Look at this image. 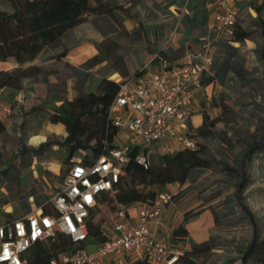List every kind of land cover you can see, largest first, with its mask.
I'll return each instance as SVG.
<instances>
[{"label":"trees","instance_id":"trees-1","mask_svg":"<svg viewBox=\"0 0 264 264\" xmlns=\"http://www.w3.org/2000/svg\"><path fill=\"white\" fill-rule=\"evenodd\" d=\"M10 10L0 8V60L14 59L19 66L6 71H0V86H10L14 89L21 87L22 79L25 76L44 74L42 80L47 84L46 100L52 106L47 119L52 123L60 122L64 125L65 134L60 140L42 141L37 146H27L23 139L20 152L28 150L39 153L42 150L52 149L54 144L64 148L62 157L63 165H68L74 161L80 160L83 163L90 162L96 155L104 149V142H111L114 129L107 124V108L112 96L117 90V81L114 78L103 75L99 78L96 90L89 89L86 92H76L71 98L57 92L59 89L66 90L64 78L58 77L56 83L48 81L47 74L49 68L46 64H28L24 63L34 59L40 52L45 51L46 47L57 42L68 31L82 23L88 15H102L117 25H122L121 14L130 13V8L124 6L117 0H6ZM165 1V6L158 9H152L153 17L160 10H166V15L174 16L175 11L181 10L183 5L187 12L181 16V20H187L188 29L202 26L208 18V9L206 7L190 9L191 0H161ZM176 4L171 9L169 5ZM241 7H251L256 15L253 21L259 28H264V0H250L240 4ZM240 7V8H241ZM174 10V11H173ZM241 10V9H240ZM190 13V14H189ZM135 16V14H134ZM136 20H147L139 19ZM250 35L248 28L237 23L233 35L229 38L231 41L243 42ZM102 41L93 42L97 52L88 57L81 63L82 67H90L103 61H108L109 56L102 48ZM232 50L219 63L213 75L206 76L204 83L208 84L215 78L224 81L225 73L229 70L234 72L241 79L240 68L242 56L235 54L231 58L233 46L229 44ZM105 48V47H104ZM106 49V48H105ZM68 48L65 47L57 52H53L49 58L60 59L66 55ZM104 50V51H103ZM158 52H164L159 49ZM165 53V52H164ZM166 54V53H165ZM64 64H66V61ZM114 62V61H113ZM75 68V66H71ZM111 72L118 71L122 76L129 74L124 58H115ZM203 83V79H202ZM58 89V90H56ZM220 106V114L211 117L205 110L202 111V122L200 125L193 127L190 136L194 140L193 146H184L170 153L162 154L160 163L150 162L147 167L135 161L132 158L125 164V174H123L115 185L114 192H102L98 197V204L90 210L86 220L88 241L99 243L106 238L102 228V222L96 218L99 206L106 203L111 209L115 206V201L131 204L137 201L151 202L155 196L165 191L169 183H178L183 185L189 178L193 169L218 168L223 174L228 176L236 184L234 195L240 199V192L244 182H248L247 164L255 155L264 157V134L258 135L255 132L249 133L248 139L230 137L224 127L217 124L220 121L227 122L235 119L238 110L230 106L222 96L218 99H212ZM57 102V103H56ZM39 104L34 105L32 110L41 108ZM234 128V127H233ZM3 125L0 123V130ZM236 128L233 129L235 134ZM218 138L222 142V155H226L227 148L238 147L237 153H233L234 164L217 158L211 151L210 142ZM243 143H245L243 145ZM66 168V169H67ZM214 182H229L220 179ZM156 185V188L151 186ZM188 186V185H187ZM182 190L171 193V199L174 200ZM221 192L214 194L213 197L220 195ZM211 198L201 200L194 208L187 209L183 212L182 220L171 230L170 238L175 241L187 239L188 248L181 250L177 261L174 264H200L199 258L218 246L217 238L211 232L203 240H195L189 234L187 224L196 220L205 210H211L215 220L218 219L216 211L212 208ZM224 198V197H223ZM222 201L228 203L229 208H233L235 203L231 196H226ZM241 203V200H238ZM232 202V203H231ZM38 205L42 201L37 200ZM245 209V205L241 203ZM47 211L46 206L43 207ZM4 219L13 218L19 215L6 212ZM253 221L255 219L253 218ZM71 243L70 237L63 233L57 232L54 238L33 244L26 253L27 264H50V259L55 257L56 264H70L58 258V253L67 249ZM261 243L252 241L244 250L241 256V262L246 263V257L255 251V246ZM258 256L254 264H264V250H257ZM127 264H148L146 258H139L127 262Z\"/></svg>","mask_w":264,"mask_h":264},{"label":"rangeland","instance_id":"rangeland-1","mask_svg":"<svg viewBox=\"0 0 264 264\" xmlns=\"http://www.w3.org/2000/svg\"><path fill=\"white\" fill-rule=\"evenodd\" d=\"M0 8L10 10L6 0H0ZM240 9L236 17L237 23L250 31V36L240 48L243 50L251 48L253 52L243 56L241 60L239 73L241 81L234 75L233 78H227L226 84L237 81V88L233 89L231 93L235 100L245 104L250 101L251 96H257L264 92V28L257 27L253 21L256 15L253 8L241 7ZM151 10L141 7L133 12L135 17L140 15L153 17L154 14ZM216 10L217 7L210 9L211 17ZM185 12L187 10L183 5L180 11H175L174 16L166 15V10H160L157 11V14L155 13L157 15L155 20H121L123 24L117 26L111 20H106L102 15H98L97 20H91L88 27L68 31L57 42L46 47V54L51 56L53 52L68 45L77 44L80 39L88 38L92 41V44H84L70 51L69 60L75 65H71L69 62L64 64L65 62L54 61L48 65L50 78L54 80L51 83H56L58 77L64 78L66 90H56L68 97L72 93L86 92L89 89L96 90L99 78L103 75L111 78L122 76L118 71L111 72L115 58L125 59L126 73H134L144 64H148L149 67H157L167 62L177 64L186 50L199 48L210 37L209 33L202 39L199 38V35L202 34V26L188 29L187 20H181V16ZM211 17L210 20H212ZM97 40L103 42L102 48L109 59L107 62L103 61L87 70L86 67L81 66V63L91 51L97 52L93 44ZM200 41L203 42L200 43ZM219 41L221 40L218 39L210 44V50L215 46L212 49L214 59L218 56L216 47L219 45ZM236 45V43H231V46ZM159 49H163L166 54L159 53ZM71 66H75V68ZM69 81H71V85ZM47 107L51 108L52 106L48 104ZM206 109L211 115L216 112V108L209 105ZM47 113L49 111L43 107L37 108L35 111L27 108L22 110V117L18 116L19 114H14L11 121L0 130V221L7 217L6 212L21 215L38 207L37 200L46 201L62 184L67 168V164L62 167L63 147L54 144L52 149L42 150L39 153L30 150L24 153L19 151L22 138L30 147L37 146L42 141L62 138V135L56 131L48 130V126H46ZM244 127L243 122L238 119L234 127L236 133H233L235 138L248 139L249 132L245 131ZM34 137H38L39 140L34 141L32 139ZM237 146L227 148L225 151L230 164H234L233 153H237L240 148L239 145ZM169 151L173 152L174 149H168ZM212 152L215 156L218 154L216 147L212 146ZM149 158L152 163L158 164L162 161V153L160 151L159 153L151 152ZM206 173L198 179L199 181L187 182L186 185H166L165 188V191L171 193L182 190V193L169 203L175 212L179 213L196 207L201 200L206 201L212 197L211 209L216 211L218 219L215 220L211 210L206 209L189 226L190 236L197 241L205 239L211 232L217 238L218 246L201 256L199 263L243 264L241 256L244 254V250L252 241H255L261 244L255 246V251L246 257L245 263L254 264L255 258L258 256L257 250H264V172L255 173L254 176L252 172L248 173V182H244L239 194L240 199L234 195L236 184L239 182H234L218 168L206 171ZM220 179L229 182H214V180ZM151 187L156 188L157 186ZM219 192H221L220 195L213 197ZM226 196L233 198L232 201L235 203L233 208H229L228 203L222 201L221 198ZM238 200H241V203L245 205V209L241 207ZM111 211L108 204L102 203L96 218L106 226ZM172 224L175 222H171L169 226ZM167 232L165 241L169 245L181 250L189 247L187 239L173 241L170 238L171 230L168 229ZM95 245L88 244L87 248L93 249Z\"/></svg>","mask_w":264,"mask_h":264},{"label":"built area","instance_id":"built-area-1","mask_svg":"<svg viewBox=\"0 0 264 264\" xmlns=\"http://www.w3.org/2000/svg\"><path fill=\"white\" fill-rule=\"evenodd\" d=\"M247 1L215 0L210 37L199 48L186 50L177 64H144L134 73L114 78L117 90L107 108V124L115 131L111 142L105 141L103 151L90 162L70 163L59 189L38 207L0 221V264H27L29 248L57 232L71 239L68 248L58 253L60 260L70 264H127L139 258H146L148 264L177 261L181 249L169 245L152 228L172 201L171 192H159L151 202L115 201L108 225L102 224L106 238L93 249L87 248L94 243L88 241L86 220L100 194L115 191L132 158L147 167L151 152L170 153L168 149L194 145L192 104L214 62L210 44L233 35L240 4ZM11 109L0 100V120ZM130 205L135 207L134 214ZM56 261L53 257L50 264Z\"/></svg>","mask_w":264,"mask_h":264},{"label":"crops","instance_id":"crops-1","mask_svg":"<svg viewBox=\"0 0 264 264\" xmlns=\"http://www.w3.org/2000/svg\"><path fill=\"white\" fill-rule=\"evenodd\" d=\"M117 1L123 3L124 6L130 8V11H129L130 13L121 14L120 17L122 20H136L133 10L140 9L141 7L149 8V9H158L162 6H165L164 5L165 1L161 2V0H117ZM175 6L176 4L174 3V4L169 5V8L173 9ZM203 7H206L209 12L210 9H213L214 7H216L215 0H191L189 4L190 9L198 10L199 8H203ZM210 17L211 15L210 13H208V18L206 22L202 25L203 27V30L201 32L202 34L199 35V38L201 39L210 33L209 27L212 21L210 20ZM138 18L139 19L148 18L147 20H155V17H142L141 15L138 16ZM105 19L112 20L110 18H105ZM91 20H97V17L94 15H88L82 23L74 26L72 30L82 29L83 27H86V26L88 27L89 24L91 23ZM246 39L247 37L244 39L243 42H239V41L232 42L231 40H229V37L227 36L221 37L220 39L221 41H219L220 43L216 47V49H218V52H217L218 56L214 59L213 65L211 67L212 69L203 75L202 87L196 91L195 97L193 99V104H192L193 112L191 115V121L194 127L201 124L203 110H205L211 117L220 114L221 112L220 106L217 105L215 102L213 103L212 99L213 98L218 99L219 96H222L224 100L230 104L231 107H233L235 110H238V113L236 114L235 119L233 121L227 122L226 125L224 121H220L217 124L219 127L225 126L228 136L235 137V135H233V129H234L233 127H235L236 121L238 119L243 122V126H245L244 127L245 131L249 133L255 132L258 135L264 134V92L257 96H254V95L251 96L250 101L245 104L240 103L237 99L235 100L231 92L233 89L237 88V85H238L237 81L235 82L231 81L232 84H226V80L228 77L233 78L234 75L236 76V74L232 72L231 70L225 73L223 82L215 78L212 82L208 84L204 83L206 76L213 75L219 63L222 62L223 59L228 55V52L232 50L229 44L231 43L237 44L236 46H233L234 53L232 54L231 58L235 57L236 56L235 54H239L243 57L253 52L251 48H248L245 50L240 48L241 45H244V42ZM91 42L92 41L89 40L88 38H84V39H80V41L75 45H68L67 46L68 50H67L66 55L60 59L49 58L50 56L46 54V51H42L34 59L24 63L22 66H26L28 64H46L48 67V65H50V63H52L53 61L57 63H62L63 61H66V62H69V64L71 65H75L73 62H70L69 60L70 51L84 44L85 45L92 44ZM202 42L203 41H200V43ZM214 47L215 46L211 48V52H213L212 49ZM95 53L96 52L91 51L88 54L89 55L88 57L92 56ZM86 59H83L82 61ZM167 64H171V63L167 62ZM18 66L19 64L12 58L6 59V60H0V71L1 70L2 71L12 70ZM42 76H44V74H38L36 76H33V75L25 76L22 79L21 87L18 89H14L10 86H0V100L8 103L12 108L11 112L8 115H6L2 120H0V123L3 126L7 125L11 121L12 116H14V114H19L18 116L22 117L21 116L22 110H26L27 108L32 109V107L37 104L44 105V107L46 106L45 109L47 111H50V108L47 107L49 102L46 100L47 93H48L47 84L46 82L42 80ZM46 76L48 78V81L50 82L54 81L50 78V71ZM69 84L71 85V81H69ZM216 89H218V91H216ZM74 95L75 93H72V95L68 96V98H71ZM207 105L216 108L215 114L211 115L209 113L208 109H206ZM35 110H32V111H35ZM46 126H48L49 131H56L62 136L65 134L64 125L60 122L52 123L47 119ZM212 146L216 147V150L218 153L217 154L218 156L216 155L217 158H220L230 163L227 155H222L221 153L222 152V142H219L218 138H215L210 142L209 147L211 151H212ZM247 170L249 173L252 172L253 176L258 174V172H264V157L254 155L251 158L250 163L247 165ZM206 171H213V169L212 168L193 169V171L190 174V178L184 184L186 185L187 182L189 183L196 182L198 179H200L201 176L207 174ZM252 182H254V179H252ZM170 185L174 186V185H179V184L178 183L167 184V186H170ZM130 212L132 214L135 213V207L133 205H130ZM182 216H183L182 212L181 213H179L178 211L175 212V209L168 204L162 210L161 221L159 223H154L152 225V228L157 235L162 236L165 239V236L168 234L167 230L168 229L172 230L182 220ZM173 221L175 222V224H172L169 226V224ZM191 222L187 224L188 229H189Z\"/></svg>","mask_w":264,"mask_h":264},{"label":"bare ground","instance_id":"bare-ground-1","mask_svg":"<svg viewBox=\"0 0 264 264\" xmlns=\"http://www.w3.org/2000/svg\"><path fill=\"white\" fill-rule=\"evenodd\" d=\"M34 141H38L39 140V138L38 137H34V138H32Z\"/></svg>","mask_w":264,"mask_h":264}]
</instances>
